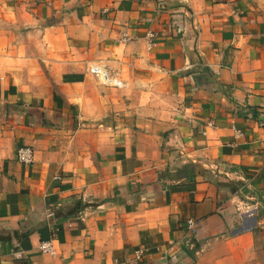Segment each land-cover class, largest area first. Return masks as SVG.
<instances>
[{
    "label": "crops",
    "instance_id": "0c3cea01",
    "mask_svg": "<svg viewBox=\"0 0 264 264\" xmlns=\"http://www.w3.org/2000/svg\"><path fill=\"white\" fill-rule=\"evenodd\" d=\"M0 264H264V0H0Z\"/></svg>",
    "mask_w": 264,
    "mask_h": 264
},
{
    "label": "built area",
    "instance_id": "2783aa9c",
    "mask_svg": "<svg viewBox=\"0 0 264 264\" xmlns=\"http://www.w3.org/2000/svg\"><path fill=\"white\" fill-rule=\"evenodd\" d=\"M86 70H87V73L98 78L103 85L112 86L118 89L124 86V84H122L120 80H118L117 78L109 77V75L106 73L105 70H103L102 68H100L99 66L95 64H89L86 67ZM15 159L19 164L24 165V166H29L33 162V150L29 147H19L16 150ZM187 226H188V229L191 230L194 228V223L191 220H189L187 222ZM39 250L42 253H47L50 255L54 254L51 241H45V242L40 243ZM139 256L140 255L138 254L137 259L139 258Z\"/></svg>",
    "mask_w": 264,
    "mask_h": 264
}]
</instances>
